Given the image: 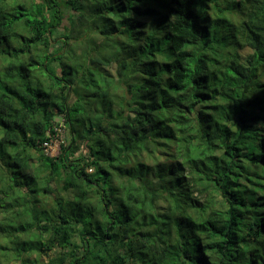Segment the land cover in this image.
Returning a JSON list of instances; mask_svg holds the SVG:
<instances>
[{"label":"trees","instance_id":"1","mask_svg":"<svg viewBox=\"0 0 264 264\" xmlns=\"http://www.w3.org/2000/svg\"><path fill=\"white\" fill-rule=\"evenodd\" d=\"M0 264H264V0H0Z\"/></svg>","mask_w":264,"mask_h":264},{"label":"built area","instance_id":"2","mask_svg":"<svg viewBox=\"0 0 264 264\" xmlns=\"http://www.w3.org/2000/svg\"><path fill=\"white\" fill-rule=\"evenodd\" d=\"M58 124L54 125V133L47 134V140L42 143L43 152L49 157H56L59 153L61 144L66 138V128L63 119H59Z\"/></svg>","mask_w":264,"mask_h":264},{"label":"rangeland","instance_id":"3","mask_svg":"<svg viewBox=\"0 0 264 264\" xmlns=\"http://www.w3.org/2000/svg\"><path fill=\"white\" fill-rule=\"evenodd\" d=\"M94 41H95V44H103L102 42H104L105 41V39H104V41H103V39H94ZM106 42V41H105ZM60 43L61 42H59V46H61L62 45V43H61V45H60ZM65 46L66 45H64V43H63V47L60 49V48H58V46L56 47V46H53V47H51V50H53L52 52L54 53V51H56V50H58V49H60V51H57V52H59V53H57V54H59V56L57 57V60H55V62H53L54 64H53V66H52V68H54V69H58V67H59V65L58 64H61L60 62H64V61H66L67 60V58L69 57V56H71V55H74V54H78V55H80V51L79 50H77L76 51V53H73V54H71L70 55V53H69V50L68 49H66L65 48ZM93 46H94V44H93ZM57 48V49H56ZM95 54L97 53V50H95V52H94ZM239 54L241 55V58H242V60L241 61H244L250 54H251V50L248 48V47H243L242 49H240L239 50ZM59 70V69H58ZM109 70L112 72V74H111V76H115V70H114V68H110L109 67ZM80 91L82 92V93H84L85 92V89L82 87V88H80ZM115 109H117V108H115ZM88 222V221H87Z\"/></svg>","mask_w":264,"mask_h":264}]
</instances>
